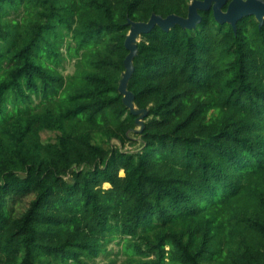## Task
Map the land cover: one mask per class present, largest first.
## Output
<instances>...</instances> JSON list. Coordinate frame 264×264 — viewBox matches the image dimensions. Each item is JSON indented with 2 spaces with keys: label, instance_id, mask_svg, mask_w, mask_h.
<instances>
[{
  "label": "trees",
  "instance_id": "trees-1",
  "mask_svg": "<svg viewBox=\"0 0 264 264\" xmlns=\"http://www.w3.org/2000/svg\"><path fill=\"white\" fill-rule=\"evenodd\" d=\"M191 1L0 0V264H264V21L154 25L118 91Z\"/></svg>",
  "mask_w": 264,
  "mask_h": 264
},
{
  "label": "water",
  "instance_id": "water-1",
  "mask_svg": "<svg viewBox=\"0 0 264 264\" xmlns=\"http://www.w3.org/2000/svg\"><path fill=\"white\" fill-rule=\"evenodd\" d=\"M227 4L226 10L223 5ZM212 8L214 18L219 22H229L235 29L237 20L244 15H254L261 25L264 21V0H192L188 5L187 15L185 17L176 14H169L165 17L152 14L147 21L128 20L129 31L124 40L126 49L129 50L124 58L125 70L122 73L118 85V91L122 95L123 103L130 109L133 114H139L136 123L143 126L141 119L146 113L145 109H136L133 104L134 96L127 89V81L130 78L134 65L133 57L137 53V40L139 35L151 30L154 25L160 26L162 29H168L174 24L182 27L191 28L200 20L198 9Z\"/></svg>",
  "mask_w": 264,
  "mask_h": 264
},
{
  "label": "rangeland",
  "instance_id": "rangeland-1",
  "mask_svg": "<svg viewBox=\"0 0 264 264\" xmlns=\"http://www.w3.org/2000/svg\"><path fill=\"white\" fill-rule=\"evenodd\" d=\"M64 73H70L73 70V66L70 62H66L64 66ZM142 121V119H141ZM139 129V124L138 127H136V130ZM58 133L57 130H50V129H42L40 131V136L42 137V140L45 142L47 140H52ZM94 141L99 143V144H106L105 139L103 137V134L96 133L94 134ZM105 187L108 186V184H104ZM108 254H100L99 256L96 257V259L93 261L95 264H123V259L126 257L124 254L121 252L120 245L116 243H111L108 245ZM111 259V260H110ZM114 259V261H112ZM92 262V263H93ZM112 262V263H111Z\"/></svg>",
  "mask_w": 264,
  "mask_h": 264
}]
</instances>
